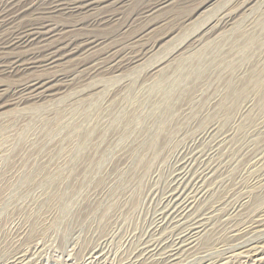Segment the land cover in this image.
Returning <instances> with one entry per match:
<instances>
[{"label":"rangeland","instance_id":"1","mask_svg":"<svg viewBox=\"0 0 264 264\" xmlns=\"http://www.w3.org/2000/svg\"><path fill=\"white\" fill-rule=\"evenodd\" d=\"M148 1L129 0L116 5V13L110 8L116 23L89 27L77 26L76 14L55 18L67 35L95 32L101 45L94 59L106 65L83 71L90 58L80 54L59 61L52 71L71 85L53 99L29 104L13 96L17 83L36 73L19 81L0 74V264L26 250L31 264H66L69 252L76 261L93 247L117 263L150 233L174 170L195 142L202 143L198 134L264 110L257 111L264 104V0L248 17L238 15L233 27L219 30L213 23L200 43H192L197 31L236 0H214L188 22L189 12L205 0H184L150 22L153 31L141 34L146 22L139 10ZM140 41L158 46L129 64ZM111 57L130 67L116 72ZM250 100L254 107L239 114ZM224 112L229 120H223ZM236 132L247 139L245 130ZM195 167L198 161L187 170ZM243 167L232 173L244 179ZM223 253L210 250V258Z\"/></svg>","mask_w":264,"mask_h":264},{"label":"bare ground","instance_id":"2","mask_svg":"<svg viewBox=\"0 0 264 264\" xmlns=\"http://www.w3.org/2000/svg\"><path fill=\"white\" fill-rule=\"evenodd\" d=\"M183 1L149 0L144 3L139 10V17L146 22L141 34L153 31L155 23L150 25V22ZM212 1L199 3L186 14L184 21L191 20ZM259 1L236 0L230 11L218 15L214 22L203 25L206 26L205 30L197 31L192 43H200L202 38H208L205 33L213 28V23L221 25L219 30L233 27L235 18L241 14L243 18L248 17ZM125 2L129 0H6L0 9V74L17 77L16 81L26 74H37L23 84L17 83L13 96L29 103L53 99L65 93L71 80L59 78L52 70L59 61L74 54L90 58L83 71L103 70L106 64L94 59L100 53L98 47L101 45L95 32L88 30L77 36V33L67 35L62 32L61 21L58 23L55 18L76 14L80 16L77 26L89 27L103 21L116 23L118 19L110 15L109 10L112 8L111 11L116 13L114 10ZM99 13L102 15L96 17ZM1 33L6 34L5 37L1 38ZM164 37L162 35L160 38ZM141 42L138 43L139 54H135L129 64L136 65L158 46V43ZM112 59L110 63L116 66V72L130 67L121 58ZM157 67H152L151 71ZM249 78L257 80L259 77L251 75ZM6 104L9 105V102ZM253 107L254 102L250 100L246 109L239 114ZM262 107L264 104H257V111ZM248 116L242 121L234 120L226 129L212 124L205 132L198 134V142L202 143L195 142L193 150L181 158V162L185 161L180 162L174 170L171 185L162 193V205L154 217L153 228L129 248L131 250L124 258L117 263H109L107 254L93 247L84 251L76 261H73L74 252H69L66 254V264L67 261L70 264H234L239 259L264 264V110L256 117ZM222 118L230 119L225 112ZM239 128L245 130L246 140L243 136H237ZM206 140L209 143L205 147ZM193 161H198L199 167L193 171L187 170L188 164ZM241 166H244L242 170L246 174L244 179L232 173ZM2 192L3 188L0 197ZM227 205L230 208L226 209ZM213 249H223L224 253L211 259L210 250ZM27 259V250L21 251L11 256L5 264H23ZM31 259L27 260L29 264L32 263Z\"/></svg>","mask_w":264,"mask_h":264}]
</instances>
